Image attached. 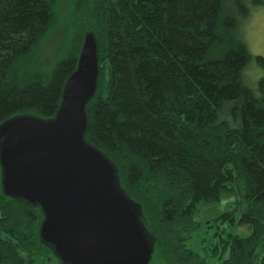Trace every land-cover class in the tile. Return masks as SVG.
Returning <instances> with one entry per match:
<instances>
[{
    "label": "trees",
    "instance_id": "trees-1",
    "mask_svg": "<svg viewBox=\"0 0 264 264\" xmlns=\"http://www.w3.org/2000/svg\"><path fill=\"white\" fill-rule=\"evenodd\" d=\"M56 2L0 0V124L53 117L84 35L94 32L99 77L86 139L115 162L142 205L155 238L150 264H210L187 246L197 230L189 203L234 194L238 174L247 208L237 222L250 233L235 234L220 264H264V99L237 79L248 59L239 35L250 12L244 0H72L70 55L48 71L19 69L52 27ZM224 99L233 101L227 114ZM240 208L236 197L222 218ZM42 219L40 208L3 193L0 167V264L54 256L39 236Z\"/></svg>",
    "mask_w": 264,
    "mask_h": 264
},
{
    "label": "water",
    "instance_id": "water-1",
    "mask_svg": "<svg viewBox=\"0 0 264 264\" xmlns=\"http://www.w3.org/2000/svg\"><path fill=\"white\" fill-rule=\"evenodd\" d=\"M99 55L87 31L56 114L0 124L3 193L41 209V240L60 264H150L155 238L115 162L86 139Z\"/></svg>",
    "mask_w": 264,
    "mask_h": 264
},
{
    "label": "rangeland",
    "instance_id": "rangeland-1",
    "mask_svg": "<svg viewBox=\"0 0 264 264\" xmlns=\"http://www.w3.org/2000/svg\"><path fill=\"white\" fill-rule=\"evenodd\" d=\"M72 4V0H58L56 2L52 27L40 41L33 55L28 60H24L18 67L19 69L27 66L28 72L34 74L35 72L48 71L49 65L55 66L64 57L70 55L69 15ZM249 11L247 17L243 16L239 19V35L247 46L264 49V11L251 9ZM231 168L236 172L233 166ZM233 189L235 193L226 195L220 202H211L208 197L198 198L194 195L189 203V208L192 210L197 224V230L193 233V237L188 241L187 246L200 256L205 257L210 264L221 263L220 256L223 259L226 255L224 249L236 236L235 234L244 237L250 233L248 226L239 225L237 222L239 215L247 208V203L243 198L244 185L239 174L236 177ZM236 197H238L241 204L240 212L229 221L223 219L222 214L231 208V204L236 201ZM263 253L264 246H261L258 250L259 257ZM39 264L59 263L55 256L46 255L40 260Z\"/></svg>",
    "mask_w": 264,
    "mask_h": 264
},
{
    "label": "clouds",
    "instance_id": "clouds-1",
    "mask_svg": "<svg viewBox=\"0 0 264 264\" xmlns=\"http://www.w3.org/2000/svg\"><path fill=\"white\" fill-rule=\"evenodd\" d=\"M244 5L251 10L264 11V0H257L255 4L252 3V0H244ZM228 6L233 5L229 3ZM245 47L247 48L248 59L239 67L237 79L242 88L248 90L255 99L261 100L264 99V63H260L257 57H264V49H256L247 45ZM232 103L233 101L228 99L222 100L225 114H227ZM228 119L231 120V117L228 116Z\"/></svg>",
    "mask_w": 264,
    "mask_h": 264
}]
</instances>
